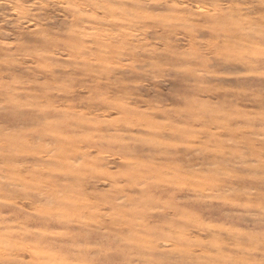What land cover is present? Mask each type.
Segmentation results:
<instances>
[{
  "label": "rangeland",
  "instance_id": "obj_1",
  "mask_svg": "<svg viewBox=\"0 0 264 264\" xmlns=\"http://www.w3.org/2000/svg\"><path fill=\"white\" fill-rule=\"evenodd\" d=\"M0 264H264V0H0Z\"/></svg>",
  "mask_w": 264,
  "mask_h": 264
}]
</instances>
